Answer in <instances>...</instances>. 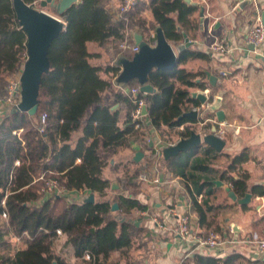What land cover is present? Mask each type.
Returning a JSON list of instances; mask_svg holds the SVG:
<instances>
[{"label": "trees", "instance_id": "obj_1", "mask_svg": "<svg viewBox=\"0 0 264 264\" xmlns=\"http://www.w3.org/2000/svg\"><path fill=\"white\" fill-rule=\"evenodd\" d=\"M25 1L36 6L40 3ZM198 8L197 3L186 0H137L132 10L122 14L119 8L114 9L112 0H79L59 14L66 25L49 48L51 67L42 77L38 112L32 115L13 108L0 119V264H69L55 253L56 242L63 235L77 257L87 253L92 257L108 256L120 250L129 259L142 230L136 225L135 212L147 206L121 193L109 196L112 182L103 177L105 161L97 154V138L102 136L105 145H126L131 137L143 136L144 132L132 122L137 104L129 92L119 88L115 94L127 107L125 127L118 123L120 111L112 112L102 103L103 93L113 87L122 68L110 63L94 65L91 60L98 54L91 52L89 44L126 56L122 43H134L136 33L150 39L151 30L158 26L167 39L179 40V27L186 33L197 30L193 15ZM147 12H152V21ZM27 42L28 34L16 16L14 0H0V96L6 95L9 79L18 75L27 60ZM203 55L188 48L179 56L175 68L151 72L148 83L157 91L142 92L138 98L147 104L146 118L152 127L160 130L192 121L182 116L189 110V101H193L190 88L205 89V85L196 84L197 75L180 64ZM134 85H138L135 79L121 86L130 90ZM91 107L94 109L87 117ZM43 114H47V120L42 133ZM85 117L84 133L74 146L72 135ZM191 131V126L186 127L185 136H190ZM180 154L179 157L185 155L183 165L187 166L192 152ZM151 158L156 155L153 153ZM80 159L82 162L77 164ZM247 159L235 157L229 169H236ZM173 160H169L171 168H175ZM180 174L187 179L193 177L186 174V169ZM137 175L138 172L133 179ZM50 178L58 179L63 191L48 192L46 181ZM227 179L236 193L246 195L248 187L242 177L229 175ZM81 188L96 193L97 199L70 201L67 192ZM114 203L118 204L116 211H112ZM194 206L201 224H205L206 208L196 198ZM17 238L20 243L9 248L7 257L3 249L12 246V239ZM194 264H229V260L196 254Z\"/></svg>", "mask_w": 264, "mask_h": 264}, {"label": "crops", "instance_id": "obj_2", "mask_svg": "<svg viewBox=\"0 0 264 264\" xmlns=\"http://www.w3.org/2000/svg\"><path fill=\"white\" fill-rule=\"evenodd\" d=\"M121 2L112 0L114 9H118ZM192 2L199 7L193 15L198 23L197 30L186 33L179 27L182 38L168 40L178 57L183 53L178 48L181 44L189 45L185 50L191 48L204 54L180 64L197 75L196 84L205 85V89L200 86L190 88L193 101H189V110L185 113L197 110L198 115L196 118L186 117L192 121L183 126H164L160 130L152 127L145 117L146 124L142 128L144 135L131 137L126 145H105L103 137L98 136L97 154L105 161L103 177L111 180L112 185L117 183L119 186L118 190L111 187L109 196L114 198L121 193L138 198L147 209L135 212L136 225L142 230L130 250L129 259L120 250L108 256L92 257L87 253L77 257L73 246L66 243V236L63 235L56 242L55 253L69 264H194L196 254L228 259L229 264H264V255L258 247V241L264 239V43L258 48L247 43V35L256 18L260 14L263 18L264 0L255 3L248 0ZM44 10L55 14L51 7ZM146 15L149 20H153L152 12ZM144 39L148 40L145 36ZM186 40L189 42L186 43ZM216 42L226 47L224 54L213 49L212 45ZM89 49L98 54L91 60L94 65L110 63L115 66L119 58L124 56L115 50H104L97 44L90 43ZM130 55L132 53L127 52L125 57ZM224 71L225 75L222 74ZM210 75L217 77L215 84H212ZM103 77L108 78V75L103 74ZM112 83L113 87L103 93L102 103L110 110L118 104L111 111H120L118 123L125 127L127 107L117 100L115 94L119 88L126 92L128 88L118 85L115 79ZM194 92L207 96V103L203 104L194 97ZM216 97L222 99L225 122H219L216 110L212 109ZM93 109L90 108L87 117ZM11 110L7 106L0 107V119ZM87 117L72 135L74 146L84 133ZM189 126L192 131L202 135L213 133L216 129L215 133L226 141V146L221 152L205 143L191 147L186 151L192 152L187 166L183 165L185 155L165 158L164 148L190 137L184 134ZM137 152H142L140 160L135 159ZM153 153L156 155L154 159L151 158ZM238 156L248 159L238 164L236 169H229L232 160ZM172 158L176 169L169 164ZM81 162V159L77 160V164ZM179 164L180 167H177ZM184 169L186 174L193 177L187 179L181 176L180 171ZM137 172V179H133L132 176ZM142 175L148 178L144 179ZM229 175L245 180L248 187L246 192L253 194L250 202L239 204L227 193L226 187H232L227 179ZM216 180H222L224 186H218ZM90 194L92 192L86 189L82 192H67L70 201L86 200ZM93 194L96 200V193ZM245 196L239 195L240 198ZM194 198L207 210L205 224L200 222ZM173 209L175 215L170 213ZM186 213L192 218L191 235L182 238L176 231L177 218ZM155 217L167 226L165 231L159 230L154 224ZM211 231L218 233L223 241L221 245L206 248L196 243L195 236H207Z\"/></svg>", "mask_w": 264, "mask_h": 264}, {"label": "water", "instance_id": "obj_3", "mask_svg": "<svg viewBox=\"0 0 264 264\" xmlns=\"http://www.w3.org/2000/svg\"><path fill=\"white\" fill-rule=\"evenodd\" d=\"M79 0H40V5H31L26 3L25 0H14V8L16 16L20 22L21 28L28 34L27 52L28 58L23 65V73L21 76V101L16 105L19 111H28L30 114L35 115L38 112V100L40 95V85L43 74L50 71L49 48L52 42L59 37L60 32L65 28L66 22L60 18L59 14L64 13L72 5L76 4ZM190 3L192 0H186ZM51 7L54 14L48 13L44 8ZM59 15V16H58ZM264 22V12H263ZM157 40L155 45H151L144 35L136 33L135 40L139 46V51L135 52L132 58L122 56L119 58L117 64L122 68L121 72L115 77L118 85H127L134 79L137 80L141 86L142 92L152 94L156 92V88L148 83L149 76L155 69L170 70L178 65V55L175 48L164 34V30L160 26L156 28ZM186 37V35H185ZM188 40H186L187 42ZM188 44H181L178 46L179 51H184ZM252 46V45H251ZM212 84L217 80L216 76L210 75ZM193 96L198 98L203 104L207 103V96L193 93ZM221 98L216 97L212 109L216 110L217 120L225 122V112L221 109ZM118 104L111 107L115 110ZM143 112L148 114L147 106L144 107ZM198 111L191 110L184 113L183 117H197ZM216 132V129L214 130ZM215 132L202 135L195 130L191 132L189 138H182L176 144L164 148V157L170 159L181 152L188 151L191 147L199 146L203 143L209 144L217 151L221 152L226 146V141L219 137ZM142 152H137L135 159L140 160ZM215 183L223 187L222 180H216ZM112 188L118 190L117 183H113ZM227 193L231 198L239 204H246L253 198V194L246 192L244 198H240L239 194L228 185L226 187ZM88 202H94V194H90L86 199ZM118 209V204L114 203L112 211Z\"/></svg>", "mask_w": 264, "mask_h": 264}, {"label": "built area", "instance_id": "obj_4", "mask_svg": "<svg viewBox=\"0 0 264 264\" xmlns=\"http://www.w3.org/2000/svg\"><path fill=\"white\" fill-rule=\"evenodd\" d=\"M137 0H122L120 6H119V13H126L132 10V8L135 6ZM250 2L255 3L257 0H248ZM60 17V16H59ZM61 18V17H60ZM64 20V19H63ZM65 21V20H64ZM252 29L249 31L247 35V43L255 46L256 48L261 47V45L264 43V22L261 14L256 18L255 24L251 27ZM157 40V31L153 30L151 31V36L148 41L151 45H155ZM189 42V40L187 41ZM186 42V43H187ZM121 50L126 54L127 52L132 53V57L135 52L139 51V46L135 43H129L124 42L121 44ZM213 49L217 52L223 53L227 51L226 47H224L221 44H217V42L212 45ZM23 73V67L21 71L18 73L17 76L12 77L9 79V83L6 87L7 93L4 96H0V107L2 106H11V109L14 107L16 108V105L21 101V76ZM223 75L226 74V71L222 72ZM129 94L135 98V102L137 104V107L135 108L134 112L132 113V122H136V127L138 129L143 128L146 124L145 117L147 115L144 114L143 109L147 106L145 104V100L143 98H138L140 93H142L141 86L140 85H134V87L130 90H128ZM47 120V114H43L41 119V125L40 131L43 133L45 129V122ZM144 179H147L146 175H142ZM46 190L50 193L53 192H59L63 191L62 185L58 179L50 178L46 181ZM80 192L85 191L84 188H81L79 190ZM172 215H175V209L171 210ZM4 217L9 218L6 214H4ZM191 215L190 214H182L178 215L177 218V225H176V231L178 235L182 238H187L191 235ZM154 224L159 228V230L165 231L167 229V226L162 222V220L158 217H155L153 219ZM59 234H61V231H58ZM196 243L202 247L206 248H215L218 247L223 243V241L220 239L219 235L215 231H211L207 236L203 235H197L194 237ZM258 247L261 251V253L264 255V239H261L258 241Z\"/></svg>", "mask_w": 264, "mask_h": 264}, {"label": "rangeland", "instance_id": "obj_5", "mask_svg": "<svg viewBox=\"0 0 264 264\" xmlns=\"http://www.w3.org/2000/svg\"><path fill=\"white\" fill-rule=\"evenodd\" d=\"M55 15V14H54ZM59 16V15H58ZM7 107H9V108H11V106H8V105H6ZM5 106V107H6ZM15 108V107H14ZM6 219H8L7 217H5ZM12 240H14V244L12 245V246H9V247H7V248H4L3 249V251H2V253H4V254H6V256L7 257H9V253H8V251H9V248L10 247H17L18 246V244L20 243V239L19 238H17V239H12Z\"/></svg>", "mask_w": 264, "mask_h": 264}, {"label": "flooded vegetation", "instance_id": "obj_6", "mask_svg": "<svg viewBox=\"0 0 264 264\" xmlns=\"http://www.w3.org/2000/svg\"><path fill=\"white\" fill-rule=\"evenodd\" d=\"M157 31V30H156Z\"/></svg>", "mask_w": 264, "mask_h": 264}]
</instances>
